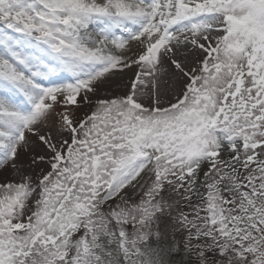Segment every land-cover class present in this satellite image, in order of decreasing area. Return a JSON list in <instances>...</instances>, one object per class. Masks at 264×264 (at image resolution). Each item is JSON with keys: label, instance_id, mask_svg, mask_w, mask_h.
<instances>
[{"label": "snow or ice", "instance_id": "1", "mask_svg": "<svg viewBox=\"0 0 264 264\" xmlns=\"http://www.w3.org/2000/svg\"><path fill=\"white\" fill-rule=\"evenodd\" d=\"M0 264H264V0H0Z\"/></svg>", "mask_w": 264, "mask_h": 264}]
</instances>
